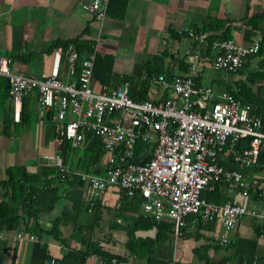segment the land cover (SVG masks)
<instances>
[{
    "label": "crops",
    "instance_id": "1",
    "mask_svg": "<svg viewBox=\"0 0 264 264\" xmlns=\"http://www.w3.org/2000/svg\"><path fill=\"white\" fill-rule=\"evenodd\" d=\"M89 1L0 0V55L10 59L13 71L37 77L48 74L57 61V75L66 82L76 78L81 59L93 54L111 76L102 82V76L92 75L94 90L108 91L124 81L122 76H130L128 88L149 100L172 95L163 83L154 81L159 74L167 79L190 75L195 84H207L219 92L236 90L248 73L264 71V0H109L101 20L82 7ZM188 28L200 40L186 34ZM223 34L243 45L259 40V55H248L234 72L214 69L210 42ZM73 38L88 44L91 52L79 57L72 44L56 43ZM69 50L76 51L75 59L68 57ZM249 85L258 94L256 84ZM7 95L0 90V201H7L3 182L15 166L42 180L44 173L46 178L58 173L52 186L60 197L50 209L36 214L38 241L14 238L17 231L35 232L26 229L33 218L20 205L9 203L19 217L14 229L0 228V264H115L108 261L110 257L144 264L147 260L166 264L170 258L176 264H264V222L259 218L240 216L229 230L228 243L221 245L216 221L191 222L188 216L174 239L172 230L164 233L153 224L147 226L138 195L126 196L116 185L92 195L85 174H102L106 163L98 139L85 132L62 160L63 124L40 114L34 91L23 98L19 118L14 120ZM148 134L153 136L151 131ZM141 143L136 157L142 158L145 144ZM231 154L232 150H226L218 161L237 171L247 185L263 187L264 158L257 165H242L233 162ZM90 155L93 159L84 167L80 159ZM55 158L61 159L64 170ZM214 189L216 203L229 200L264 212L263 200L251 192L241 195L226 181L214 183L202 195ZM159 222L171 224L166 217Z\"/></svg>",
    "mask_w": 264,
    "mask_h": 264
},
{
    "label": "built area",
    "instance_id": "2",
    "mask_svg": "<svg viewBox=\"0 0 264 264\" xmlns=\"http://www.w3.org/2000/svg\"><path fill=\"white\" fill-rule=\"evenodd\" d=\"M107 3L90 0L82 7L101 20ZM186 34L200 40L192 28L186 29ZM210 44L215 51L212 67L228 72L236 71L259 48V40L243 45L224 38ZM68 57L75 59L76 51L69 50ZM56 63L48 74L37 77L13 71L10 59L0 55V77L8 83L14 120L19 118L23 97L34 91L40 114L63 124V136L70 146H77L85 132L98 139L106 163L102 174H85L92 195L104 193L108 185H116L126 196L138 195L142 216L153 222L168 218L174 239L181 234L188 216L191 222L216 221L221 227L217 239L221 245L228 243L229 230L240 216L248 214L264 222V212L229 200L216 203L202 195L214 183L226 181L241 195L251 192L264 201V186L247 185L237 171L218 161L226 150H232L233 162L258 164L264 132L259 116L250 115L248 105L225 90L215 92L210 85L195 84L190 75L167 79L159 74L154 81L163 83L172 95L136 100L128 95L129 82L125 80L108 91L91 87L93 54L81 59L76 78L66 82L58 77ZM137 140L145 144L139 161L134 149ZM55 163L62 166L60 158H55ZM23 237L39 240L34 233L14 234L15 239ZM108 261L144 264L125 257H110ZM166 264L176 263L170 258Z\"/></svg>",
    "mask_w": 264,
    "mask_h": 264
},
{
    "label": "trees",
    "instance_id": "3",
    "mask_svg": "<svg viewBox=\"0 0 264 264\" xmlns=\"http://www.w3.org/2000/svg\"><path fill=\"white\" fill-rule=\"evenodd\" d=\"M224 38H226V36L223 34L218 39H224ZM206 40H210V39H206ZM56 43L61 45L62 47H66L68 44H72L74 49L77 51L79 57H82L83 54L88 55L91 52V49L89 48L88 44L87 45L80 44L76 38L66 41H56ZM260 51L261 48L259 46L257 52L253 55H259ZM97 58L93 55L92 75L97 77L98 79L100 78V76H102V79L100 78L101 81L107 82V80L111 77L110 70L106 67L101 68V64L103 63V61L101 60V58L100 60H98ZM262 64H264V60ZM239 68H237V70ZM146 79H148V77ZM121 80H125L130 83L133 80V78L130 76H122ZM247 82H249V84H254V83L256 84L255 87L257 88L258 94L250 89L251 86ZM239 83L241 84V86H238L236 90L232 89L225 91L230 92L232 95L238 98L243 104L248 105L250 115L259 116L261 120V130L264 132V71L259 69L251 73H248L245 80L240 81ZM7 89H8V83L6 79L0 77V90L5 91L8 94ZM128 95L132 99H136V100L145 99L144 96H141L136 91L131 90V88H128ZM27 107H30L29 104ZM46 117L49 119V116ZM61 137H62V141L59 144V150L62 155V160H65L68 150H72L74 147H71L69 141H67L64 138L63 132ZM262 157L264 158V149L260 151L258 155V159H261ZM91 159H93V157L90 155L87 159L84 158L80 159V162L83 163L85 167L86 165L91 163L92 161ZM8 174L9 176L7 180L3 182V187L8 190V198L7 201H0V228L14 229L16 227L19 216L14 212L13 207L11 208L9 205V203H14L15 205L16 204L20 205L24 210L25 214L29 218L31 217L33 218L32 221L33 224L31 223L30 226H27L26 224V229L30 231H34L35 234L37 235L39 234L40 231H39V227L37 228L36 226V220H35L36 214L38 213V211L50 209L60 197L59 190L54 186H52L54 181L58 180V173H56L55 176L51 174L52 176L48 178H46L45 175L46 173H44L42 180L39 178V176L37 178H34L32 175L26 173L24 167L15 166L9 169ZM31 183H34V186H31ZM215 195H217V193L216 190L214 189L209 193H205L203 196L207 200L216 202L217 197H215ZM145 222L148 223L147 226L150 224L155 225L158 230L162 228L161 230L164 233L171 232L170 223H165V222L156 223L150 221L149 219H146ZM1 259L2 257L0 255V261ZM147 264H154V263L151 262L150 260H147Z\"/></svg>",
    "mask_w": 264,
    "mask_h": 264
},
{
    "label": "rangeland",
    "instance_id": "4",
    "mask_svg": "<svg viewBox=\"0 0 264 264\" xmlns=\"http://www.w3.org/2000/svg\"><path fill=\"white\" fill-rule=\"evenodd\" d=\"M142 143L140 142V140H137L135 143V152L139 153V150L141 149ZM137 161L141 160V156L137 155L136 157Z\"/></svg>",
    "mask_w": 264,
    "mask_h": 264
}]
</instances>
